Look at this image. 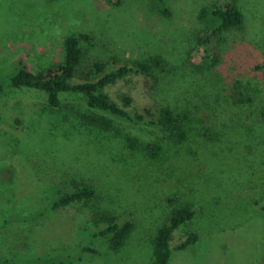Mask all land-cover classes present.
I'll list each match as a JSON object with an SVG mask.
<instances>
[{
	"label": "rangeland",
	"instance_id": "rangeland-1",
	"mask_svg": "<svg viewBox=\"0 0 264 264\" xmlns=\"http://www.w3.org/2000/svg\"><path fill=\"white\" fill-rule=\"evenodd\" d=\"M222 2L167 0L172 16L165 17L153 0H0V78L12 75L21 62L35 71L58 65L65 39L86 33L92 41H82L85 61L78 81L102 59L116 68L162 55L180 69L167 86L145 75L111 86V97L121 105L127 95L133 109L157 117L164 88L170 98L187 94L196 103L205 96L212 100L220 90V139L213 144L203 136L189 145L194 154L175 155L171 165L142 155L144 148L166 140L161 128L115 122L116 135L136 140L132 156L120 140L94 143L55 126L43 114L46 103L38 91L8 90L0 105V264H46L53 261V250L63 254L55 260L57 255L66 259L81 242L89 243L82 230L89 221L84 213L92 209L78 205L50 216L40 213L49 186L73 179L100 189V209L127 214L135 223L115 255L76 264H153L154 231L170 208L186 203L198 215L175 233L172 245L189 231H198L200 240L174 251L171 264H264V125L259 120L264 0H239L244 26L224 35L220 62L213 67L198 43L210 28L200 12ZM250 85L255 101L238 102Z\"/></svg>",
	"mask_w": 264,
	"mask_h": 264
},
{
	"label": "trees",
	"instance_id": "trees-1",
	"mask_svg": "<svg viewBox=\"0 0 264 264\" xmlns=\"http://www.w3.org/2000/svg\"><path fill=\"white\" fill-rule=\"evenodd\" d=\"M153 3L162 15L172 16L167 0H153ZM200 18L209 21L210 28L198 36V43L205 50V58L214 67L220 62L224 35L242 29L245 15L239 6V0H223L220 5L203 8ZM83 40L90 42L92 37L86 33L68 36L65 39L63 60L58 65L35 71L21 62L12 75L0 78V105L2 97L10 89L38 91L46 103L43 114L50 117L55 126L69 127L74 134L91 138L94 143L120 140V144L132 152V156L136 155V140L126 134L122 139L121 134L116 135L115 122L148 129L161 128L166 134V140L149 145L142 154L149 162L158 164L165 161L171 165L173 156L192 154L193 149L189 145L192 142L199 143L203 136L209 138H204L206 142L213 144L220 139V130L216 127L219 126L217 120L220 117V90L212 93V100L205 96L196 103L187 94L170 98L164 88L166 98L163 99L157 117L137 111L131 105V97L124 95V105H121L111 97L108 89L120 81L140 75L152 78L158 85L167 86L175 80L179 67L162 55L139 57L116 68L102 59L95 61L86 77L78 81V70L85 61ZM246 90L248 96L240 94L238 102L253 103L255 99L250 91L255 95L254 88L250 85ZM1 119L0 116V122ZM259 120L264 125V102L259 107ZM49 188L50 195L41 215L50 216L78 205L92 211L84 213L89 221L82 230L89 243L81 242L66 259L61 257V251L53 250V261L46 264H76L89 257L109 258L124 246L134 232L135 223L129 215H119L107 207L100 209L96 205L102 197L101 191L86 180L73 179L64 181L61 187L50 185ZM173 201L169 199V202ZM197 215V210L190 203L170 208L167 220L153 233V264H171L174 251H184L198 243L200 233L189 231L183 242L175 247L172 245L175 233L192 223ZM56 254L62 255H57L58 259L55 260Z\"/></svg>",
	"mask_w": 264,
	"mask_h": 264
}]
</instances>
